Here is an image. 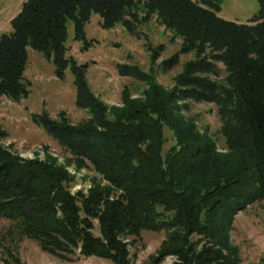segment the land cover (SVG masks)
<instances>
[{
	"label": "trees",
	"instance_id": "1",
	"mask_svg": "<svg viewBox=\"0 0 264 264\" xmlns=\"http://www.w3.org/2000/svg\"><path fill=\"white\" fill-rule=\"evenodd\" d=\"M220 1L24 2L12 32L0 38V99L27 95L30 50L53 60L61 78L70 68L76 105L91 112V119L73 125L46 111L32 119L108 184L97 181L88 192H72L67 170L22 157L4 143L8 133L0 128V217L15 220L65 264L93 256L131 264L126 238L144 230L167 232L157 264L168 256L175 257L173 264H245L231 230L239 211L264 202V0H257L254 24L220 16ZM94 15L104 28L120 24L137 39L148 38L140 27L156 17L181 37L180 49L160 62L163 72L178 66L184 54L194 58L184 63L171 89L156 82L153 69L118 64L122 76L149 87L141 98L126 94L123 107L109 110L88 86V65L67 55L69 22L75 37L85 38L84 26ZM148 47L153 61L164 50ZM191 102L219 107L226 151L187 117ZM166 127L176 143L164 152Z\"/></svg>",
	"mask_w": 264,
	"mask_h": 264
},
{
	"label": "rangeland",
	"instance_id": "2",
	"mask_svg": "<svg viewBox=\"0 0 264 264\" xmlns=\"http://www.w3.org/2000/svg\"><path fill=\"white\" fill-rule=\"evenodd\" d=\"M27 0H0V38L4 33L12 32V19L22 9ZM201 2V0H196ZM259 12L257 0H221L220 16L240 23L254 24ZM148 38L137 39L125 28L116 24L110 28L102 26V19L94 15L84 26L85 38L77 39L73 22H69L67 41L68 56H73L79 64H87L86 78L92 92L110 110L123 107V98H141L149 85L132 77L122 76L118 64H136L147 72L153 69L156 82L171 89L175 76L183 69L185 62L194 58V54L181 56V63L174 69L163 72L160 62L177 52L182 44L181 37H175L173 31L166 29L156 17L140 27ZM93 41V43H92ZM89 42V45L86 44ZM164 45L157 60H152V51L148 46ZM222 66V65H221ZM222 77L226 76L222 66ZM27 95L19 101L6 96L0 99V128L6 130L4 139L7 146L27 159H40L55 162L71 175L68 186L74 193L88 192L94 183L108 182L91 165H83L66 148L59 145L42 127L37 125L33 114L48 112L54 119H65L73 125L87 123L92 114L77 107L75 76L70 68L63 78L57 75L53 60L36 50L29 51L24 71ZM187 117L194 120L201 131H206L216 140L218 150L226 151V138L223 133L224 122L219 107L214 103L191 102ZM166 152L176 143L173 132L165 128ZM95 233L99 225L95 223ZM167 232H141L140 237L129 236L131 264H157L155 259ZM231 242L245 264H264V202L257 201L236 214L231 230ZM175 257L168 256L160 264H173ZM0 264H65L59 258L44 252L38 242L25 235L15 220L0 217ZM73 264H115L102 257L82 258Z\"/></svg>",
	"mask_w": 264,
	"mask_h": 264
}]
</instances>
